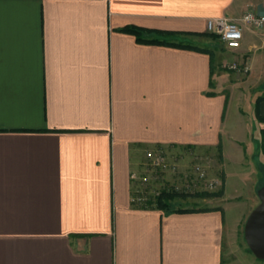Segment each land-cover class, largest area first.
<instances>
[{"label": "crops", "instance_id": "1", "mask_svg": "<svg viewBox=\"0 0 264 264\" xmlns=\"http://www.w3.org/2000/svg\"><path fill=\"white\" fill-rule=\"evenodd\" d=\"M248 11L264 0H0V264H263L228 190L264 168V30L195 43ZM225 62L247 77L231 83ZM158 147L219 148L217 206L134 205L131 172Z\"/></svg>", "mask_w": 264, "mask_h": 264}, {"label": "rangeland", "instance_id": "2", "mask_svg": "<svg viewBox=\"0 0 264 264\" xmlns=\"http://www.w3.org/2000/svg\"><path fill=\"white\" fill-rule=\"evenodd\" d=\"M196 48L199 49H208V50H213V49H220L223 51H226L227 47L224 43H222L218 37V35L209 29H207V32L197 34L196 35ZM227 63L231 62H225L222 63V71H226L227 73H230L231 77L229 81L231 83H234L235 80V74H238L239 77L241 76L242 73L230 68ZM237 63V62H236ZM249 72L245 73L244 75L247 77V74ZM244 76V77H245ZM245 77V78H246ZM237 79V78H236ZM264 95V91L262 93ZM256 142L254 141V144ZM158 149H162L166 151L162 147H158ZM253 155L249 158V161L254 164L255 162H258V157H260L261 153H258L253 150ZM171 161H175L179 163V168H188L191 164L198 162L201 164H204L207 168H209V178H214L218 183L215 186V188L211 189H200L197 190L195 193H192L191 191L187 193H178V196L172 200V205L177 208H199L201 207H215L217 206L218 202L221 200V198L225 194V173L222 168V160L223 157L221 155V151L218 148L217 150H200L193 152L191 154H186L182 155L178 153L176 156H171L170 155ZM256 160V161H255ZM248 161V162H249ZM249 162V164H250ZM261 165V163H260ZM262 166V165H261ZM239 170L242 169H249L246 166V163L238 166ZM250 167H252L250 165ZM263 167V166H262ZM140 168L146 169V168H154L149 164V161L147 157L143 158L141 160ZM247 174V173H246ZM144 175V192L142 193L143 196H145V199L147 198L148 204H153V205H148V207H154L156 203V197L160 194V191L163 189L164 186H161L158 181L160 177H156V174L153 170L151 169H146V171L143 173ZM243 172L239 173H231L230 179H231V185L232 188L228 190V197L231 198V200H235V188L236 191L240 194V196L236 199L238 201V205H241L240 203L243 202V208H244V213H245V220L243 222V231H244V236H245V225L247 222V219L252 212V210L258 206L261 201V192L260 190L264 187V168H256V172L254 171L252 176L247 175V180L243 181ZM249 176V177H248ZM248 180V179H251ZM259 177V179H257ZM237 186V187H236ZM205 200V201H204ZM204 204L205 205H200ZM234 202V201H233ZM232 202V203H233ZM246 240V239H245ZM260 262L264 263V260H260Z\"/></svg>", "mask_w": 264, "mask_h": 264}, {"label": "built area", "instance_id": "3", "mask_svg": "<svg viewBox=\"0 0 264 264\" xmlns=\"http://www.w3.org/2000/svg\"><path fill=\"white\" fill-rule=\"evenodd\" d=\"M244 25H250L254 28L264 30V14H257L251 11L244 13L239 18L229 16H218L210 18L207 21V29L214 31L220 41L229 49H237L241 45L243 39ZM227 65L240 72L247 73L250 70L248 64H239L236 62L227 63ZM149 164L154 168L156 177H160L158 183L164 186L160 191H172L176 193H187L191 191L195 193L200 189L215 188L217 181L214 178H209V168L204 164L195 162L188 168H179V163L171 161L170 155L162 149H147L145 152ZM142 171H132L131 181L133 182L132 202L134 205L147 207V198L143 196L144 192V175ZM144 188V189H143ZM264 264V263H263Z\"/></svg>", "mask_w": 264, "mask_h": 264}, {"label": "water", "instance_id": "4", "mask_svg": "<svg viewBox=\"0 0 264 264\" xmlns=\"http://www.w3.org/2000/svg\"><path fill=\"white\" fill-rule=\"evenodd\" d=\"M261 203L250 213L245 225V239L254 255L264 260V187L260 190Z\"/></svg>", "mask_w": 264, "mask_h": 264}, {"label": "trees", "instance_id": "5", "mask_svg": "<svg viewBox=\"0 0 264 264\" xmlns=\"http://www.w3.org/2000/svg\"><path fill=\"white\" fill-rule=\"evenodd\" d=\"M124 30L133 32L134 34L137 35V37L140 40H144L143 37L149 31V30L147 31L146 29L139 28V27H126ZM153 42H159V40L158 41L157 40L156 41L153 40ZM197 50L204 51L206 49L197 48ZM261 99L262 98H260V97L258 98V100H261ZM260 119H261V121H264V118L262 116H260ZM262 145H263V150H264V128L262 129ZM177 196H178V193H176V192L163 191L156 197V203L154 204L155 206L153 208L163 209V210H165L167 212L192 210V209H189V208H177V207H174L172 205V200L175 199ZM150 205H153V204H150Z\"/></svg>", "mask_w": 264, "mask_h": 264}]
</instances>
